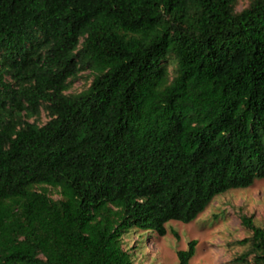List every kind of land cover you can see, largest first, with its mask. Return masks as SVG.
I'll use <instances>...</instances> for the list:
<instances>
[{
    "label": "trees",
    "instance_id": "1",
    "mask_svg": "<svg viewBox=\"0 0 264 264\" xmlns=\"http://www.w3.org/2000/svg\"><path fill=\"white\" fill-rule=\"evenodd\" d=\"M236 4L0 0V264H137L126 233L264 178V0Z\"/></svg>",
    "mask_w": 264,
    "mask_h": 264
},
{
    "label": "rangeland",
    "instance_id": "2",
    "mask_svg": "<svg viewBox=\"0 0 264 264\" xmlns=\"http://www.w3.org/2000/svg\"><path fill=\"white\" fill-rule=\"evenodd\" d=\"M249 3L250 0H237L236 9L240 11ZM92 79L90 70L81 71L68 92L83 91ZM49 118L42 108L40 115L31 121L44 124ZM51 190L52 196L58 199V191ZM245 216L264 226V178L256 179L250 187L232 188L217 195L205 211L189 223L171 220L166 224L164 235L132 229L123 237L124 248L131 252L137 264H179L177 251L186 249L195 239L197 251L190 264H234L233 260L249 247L242 241L252 235L243 224Z\"/></svg>",
    "mask_w": 264,
    "mask_h": 264
}]
</instances>
